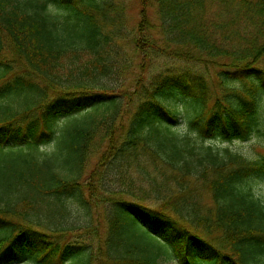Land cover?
Returning a JSON list of instances; mask_svg holds the SVG:
<instances>
[{
  "label": "trees",
  "instance_id": "obj_1",
  "mask_svg": "<svg viewBox=\"0 0 264 264\" xmlns=\"http://www.w3.org/2000/svg\"><path fill=\"white\" fill-rule=\"evenodd\" d=\"M116 3L0 0V264H264V0Z\"/></svg>",
  "mask_w": 264,
  "mask_h": 264
},
{
  "label": "rangeland",
  "instance_id": "obj_2",
  "mask_svg": "<svg viewBox=\"0 0 264 264\" xmlns=\"http://www.w3.org/2000/svg\"><path fill=\"white\" fill-rule=\"evenodd\" d=\"M116 4H122L124 6V9L126 11V18L128 21V25H127V33H131V30L134 29L136 30L139 23L141 22L142 19V10L145 8L146 12L148 11V14L150 16V19L153 21L155 20V16H156V2L157 0H116ZM146 3H148L147 9H146ZM144 7V8H143ZM126 52L128 53V55H130L131 57L134 56V48L131 45V43H126V42H122ZM139 70L138 68H136L135 73H133L132 77H131V82H127L126 85L129 84V86L127 87V89L129 90H134V83L135 81L138 79L139 77ZM217 78H216V74L214 72H212L211 75V81H213V89L212 92H216V86H217ZM216 85V86H215ZM260 101H262L260 104L264 105V94H262V98L260 99ZM176 110H178L180 112L181 115V123H180V127L179 130H181L182 132L186 131L187 128V123L190 119V117L192 116V113L190 110V108L186 107L185 105L179 104L177 103V107ZM224 146H226V144L222 145V146H217L219 149L225 148ZM45 149V148H44ZM230 149L233 150L236 153H239L240 155H244L245 157L254 160L256 158H260V157H264V138H258V137H254L251 141L248 142H234L232 143V145L230 146ZM47 150H50V147L47 148ZM98 158V157H97ZM94 158L93 163L90 166V170L93 169L95 163L97 162L96 159ZM88 177V175L85 176L84 179H86ZM254 186V194L257 195L258 197H260L263 201H264V183H255ZM100 214H102V209L99 210ZM103 215V214H102ZM101 223H100V227H99V233L102 238V240L105 239V233H106V229L107 225L105 224V221L103 219V217L101 218ZM139 238H135L134 240L139 242L140 244L143 245H147V247H149L150 249L153 248L154 244L152 242V240L149 237L143 236L140 238V240H138ZM95 250H94V254L93 256L96 258L94 261V264H106V257L104 254V250L102 249L103 247L101 246H97V244H95ZM161 264H178V262L176 261L175 257L173 254H169V255H162L161 257Z\"/></svg>",
  "mask_w": 264,
  "mask_h": 264
}]
</instances>
